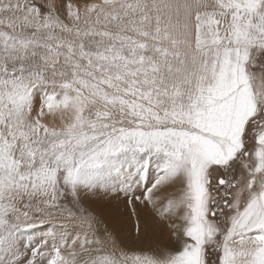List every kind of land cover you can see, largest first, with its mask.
<instances>
[{"label": "snow or ice", "instance_id": "obj_1", "mask_svg": "<svg viewBox=\"0 0 264 264\" xmlns=\"http://www.w3.org/2000/svg\"><path fill=\"white\" fill-rule=\"evenodd\" d=\"M0 264H264V0H0Z\"/></svg>", "mask_w": 264, "mask_h": 264}, {"label": "rangeland", "instance_id": "obj_2", "mask_svg": "<svg viewBox=\"0 0 264 264\" xmlns=\"http://www.w3.org/2000/svg\"><path fill=\"white\" fill-rule=\"evenodd\" d=\"M124 199L122 194L118 200L112 197L93 198V201L85 204V208L102 219L118 235L126 237L129 233L134 234L136 217L131 215V209L125 206ZM137 211L142 222L141 226L143 227V221L149 216L150 210L143 209L142 206H137ZM160 232L164 236V239L160 242L167 243L166 230L161 227Z\"/></svg>", "mask_w": 264, "mask_h": 264}]
</instances>
